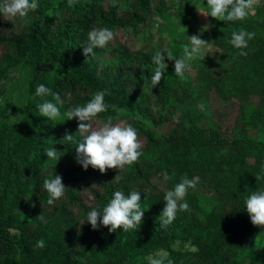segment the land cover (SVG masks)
<instances>
[{
    "label": "trees",
    "instance_id": "trees-1",
    "mask_svg": "<svg viewBox=\"0 0 264 264\" xmlns=\"http://www.w3.org/2000/svg\"><path fill=\"white\" fill-rule=\"evenodd\" d=\"M155 1L38 0L39 7L20 20L0 17V83L23 62L31 68L24 118L15 124L0 120V264H147L156 251L166 252L171 264H243L244 247L264 230L253 225L242 208V197L251 187L264 186V179L254 177L264 159V141L253 137L264 127V0L242 21H219L213 31H201L206 39L222 42L232 56L221 66L201 65L197 88L202 95L227 83L231 97L239 101L232 138L195 121L188 125L182 121L160 135L152 124L136 117L141 113L147 118L150 112L145 110L153 106L156 114L151 119L167 121L172 108L193 97L196 90L169 69L157 86L151 88L145 79L152 67L150 57L155 50H163L162 42L152 41V35L145 32L152 15L160 11L163 15V6ZM91 27H108L114 38L104 48L94 49V55H82ZM239 28L255 33L243 56L226 42ZM119 30L131 31L142 44L132 47L120 40ZM171 37L168 52L175 58L178 41ZM96 58L122 62L121 69L98 73ZM38 83L60 96V119L48 120L36 111L37 102L52 99L50 94L33 95ZM101 89L110 107L98 115L131 124L141 139V156L120 171L82 169L74 160V143L62 140L65 131L75 136L77 130L75 118H63L65 108L82 105ZM129 97V108L120 111L126 107L121 100ZM50 146L61 151L55 165L43 153ZM251 152L258 156L254 169L249 163ZM162 170L170 180L161 186ZM53 172L62 177L66 189L50 206L42 181ZM182 174L189 178L199 174L206 190L198 188L195 195L189 190L188 208L178 211L162 229L158 217L164 205L162 190L172 187ZM116 175L118 182L113 180ZM113 189L141 191L145 212L137 229L108 232L107 226L93 230L87 223L81 225L87 209L105 203ZM210 192L211 205L203 208L202 198ZM40 213L47 223L36 219ZM38 239L44 240L43 248L35 247ZM249 256L253 264H264V248L258 247Z\"/></svg>",
    "mask_w": 264,
    "mask_h": 264
},
{
    "label": "clouds",
    "instance_id": "clouds-1",
    "mask_svg": "<svg viewBox=\"0 0 264 264\" xmlns=\"http://www.w3.org/2000/svg\"><path fill=\"white\" fill-rule=\"evenodd\" d=\"M206 6L198 12L215 18L216 20L227 22L242 21L249 14L252 0H203ZM39 7L38 0H0V17L24 18L30 12ZM208 24H204L200 31H205ZM255 33L244 28L233 30L230 33L227 43L233 48L240 50L239 55H246L244 49L247 48L248 41L254 37ZM187 42L183 43L180 54L173 58L171 53L155 50L150 57V74L145 79L150 83L151 88L157 86L162 79V74L166 72L167 65L165 57L173 60L172 74L183 78L191 62L201 56L206 41L201 39L199 34L186 36ZM114 38L113 31L108 27H91L86 33V40L82 43V55H94V49L104 48ZM52 96V99H41L35 104L38 114L48 120L61 118L60 108L63 101L60 96L52 92L44 83L35 86L33 95L36 97ZM105 91L97 90L93 92L89 99L82 105H70L62 113L63 118L77 121V130L74 134L65 131L62 140L74 143V160L82 169L91 166L101 173L108 169L122 170L126 165H131L141 156V145L137 139V129L131 124L118 121L111 115L99 116L105 113L110 107L104 100ZM10 120L12 116L8 117ZM64 119V120H65ZM94 122V123H93ZM46 159L55 165L62 156L61 151L53 146L43 149ZM256 181L264 179V159L261 160L259 170L255 174ZM119 181V177H114ZM170 180L167 171L160 173V185L166 184ZM198 177L189 178L187 174L180 175L178 181L170 188L162 190L161 199L164 205L159 214V226L163 229L170 225L178 211L188 208L185 196L190 189L196 187ZM42 189L46 193V203H54L64 195L66 187L62 183V177L54 172L43 179ZM141 191L129 190L127 193L119 189H113L110 198L103 204L87 209L86 214L80 224L87 223L91 229L96 230L101 226H107L108 232L116 229L121 231L135 230L142 221L145 210L141 206ZM244 211L248 214L253 225L264 226V186L248 191L242 197ZM36 219L41 223H47L45 216L40 213ZM35 247L43 248L44 240L38 239ZM147 264H171L167 259V253L156 251L152 253Z\"/></svg>",
    "mask_w": 264,
    "mask_h": 264
},
{
    "label": "rangeland",
    "instance_id": "rangeland-1",
    "mask_svg": "<svg viewBox=\"0 0 264 264\" xmlns=\"http://www.w3.org/2000/svg\"><path fill=\"white\" fill-rule=\"evenodd\" d=\"M157 3L163 6V15L160 13L161 11L159 14L155 13L152 15V19H150L147 24L145 32L152 35V41L162 42V51L165 53H169L168 48L171 47L170 45L173 42L171 36H174L178 41L177 55H179L182 44L187 42L186 36L195 34H199L201 36V27L206 23L208 24L207 31L211 32L216 28L217 23L220 21L198 12V10H203L206 7L203 0H156L155 4ZM259 4L262 5L261 0H252L249 11L254 13ZM12 18L20 20L18 17ZM5 22H8V20ZM162 23L164 26L160 28L159 26ZM117 34L120 40H125L132 47H138L142 44V40L133 38V33L131 31H129L128 34L123 30H119ZM162 37L164 38L163 41L160 39ZM201 39L207 42L206 46L202 50L201 56L191 62L183 78L176 76L186 85L188 82H191L194 86H196V90L193 92V97L187 99L185 102L178 103L176 108H172V117L167 121H162L161 123H159V120L156 121L151 119L152 116L156 114V112L153 113V106L145 110L146 112H150L147 118H144L141 113L136 114V117L142 118L145 122H147V124H152V127L160 135L167 133L182 121H184L186 125L195 121V123L200 127L216 129L222 133V135L229 138L234 136L233 126L239 108V101L236 98L231 97V93L227 89V83H221L216 87L207 89V91L202 95L199 91H197V88L200 85V66L205 63H213L216 66H221L222 64H226V61L232 58V56L230 55L229 50L224 47L222 42L215 41L212 37L206 39L201 36ZM148 43H150V41H148ZM237 53H239V51H237ZM94 61L95 66L98 69V73L103 74H113L116 69H121L122 66V62H118L116 60L111 62L105 58H96ZM165 63L167 65L166 69L173 71L172 65L174 61L165 57ZM30 78L31 68L27 63L23 62L13 68L7 78L0 83V120L10 124H15L19 123L24 118L30 94ZM121 101L122 103H125L126 107L122 106L119 110L127 111L126 108H129L130 102L132 101L131 98L129 97L126 102H123L124 99ZM9 116H12L13 119L10 120L8 118ZM253 137L264 141V127L260 128L259 133ZM139 142H141V139ZM195 157L196 154H194V158ZM248 157H250L249 163L252 166L251 168L254 169L258 165H254L258 156L251 152L248 153ZM64 163V168H68L69 166L66 161H64ZM196 177H198L196 187L190 189L191 193L194 195L197 194L196 190L198 188L206 190V188L201 186L202 182L199 181V174L196 175ZM209 179L210 178H206L207 184L211 181ZM251 188L254 190V187ZM212 193L213 192L207 193L206 196L202 198L201 205L203 208L205 206L210 207ZM255 239L254 243L246 245L243 249V253L245 255L243 258V264H253L254 260L249 256L250 253L255 251L258 247L264 248V230H259ZM176 247H179L178 243L176 244Z\"/></svg>",
    "mask_w": 264,
    "mask_h": 264
}]
</instances>
